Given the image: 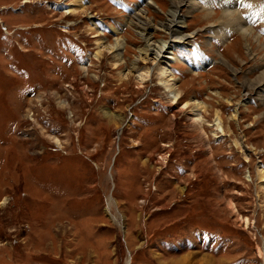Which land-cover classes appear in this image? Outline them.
Masks as SVG:
<instances>
[{"label":"rangeland","instance_id":"rangeland-1","mask_svg":"<svg viewBox=\"0 0 264 264\" xmlns=\"http://www.w3.org/2000/svg\"><path fill=\"white\" fill-rule=\"evenodd\" d=\"M263 78L264 0H0V264H264Z\"/></svg>","mask_w":264,"mask_h":264},{"label":"bare ground","instance_id":"bare-ground-1","mask_svg":"<svg viewBox=\"0 0 264 264\" xmlns=\"http://www.w3.org/2000/svg\"><path fill=\"white\" fill-rule=\"evenodd\" d=\"M73 1H76V0H73ZM61 5H59L57 2H51L49 5H50V7H53V8H55V9H60V8H62V7H65V13H69V12H73V11H76V8H73V9H71V8H68V7H70V5H72V3L70 4V3H65L64 4V2H61L60 3ZM53 5V6H52ZM175 5H178L177 3H175ZM174 15H175V12H173L172 13V20H171V22L170 23H168L167 24V28L169 29V31L170 32H172L173 34H175V33H177V30H176V27H177V23H178V21L179 20H177L176 19V17L178 18V16H175L174 17ZM171 34V33H170ZM164 44H162L161 46H160V50L159 51H161V49L162 48H164ZM147 49H150L149 47H147ZM101 53V50L100 49H98L96 52H95V56H99V54ZM158 69H159V79H160V84H162L164 87H165V90H167L168 92L169 91H172L173 90V87H172V82H170L168 79H166V77L167 76H169L168 75V73H167V68H165V67H158ZM149 75H150V73H148V71L147 70H145V71H143V72H141V73H139L138 74V83H140V82H142L144 79H146L147 77H149ZM264 79V78H263ZM145 81V80H144ZM263 82H264V80H263ZM257 83H258V81H257ZM171 97V100H172V102L170 103V105H172V103H174L176 100L178 101V99L180 98V94L177 92V93H174L173 92V94H172V96H170ZM190 102H188V101H186V102H184L183 103V105H182V108H187V107H189L190 106ZM200 106H203V105H200ZM194 111L196 112L195 113V116H194V120H197V121H199L200 119H202V117L199 115V113H198V110L196 111V109H194ZM216 120H219V116H218V114L216 115V117H215V125H216V127L218 128V130L219 131H223L222 130V128H221V126L218 124V122H216ZM200 121H202V120H200ZM262 167V166H261ZM260 166H258V175H259V178L261 179V181H264V169L263 168H261ZM250 175H248V177H249ZM244 220H245V222L247 223L248 222V219L247 218H244Z\"/></svg>","mask_w":264,"mask_h":264}]
</instances>
